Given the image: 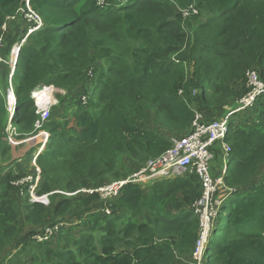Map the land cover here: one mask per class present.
Wrapping results in <instances>:
<instances>
[{"label":"trees","instance_id":"obj_1","mask_svg":"<svg viewBox=\"0 0 264 264\" xmlns=\"http://www.w3.org/2000/svg\"><path fill=\"white\" fill-rule=\"evenodd\" d=\"M25 1L0 0V37L8 17ZM30 3L44 26L27 38L13 75L21 105L13 118L18 138L35 128L38 114L31 96L39 87L70 91L69 107L75 110L65 118L52 117V111L43 126L49 138L36 158L41 170L36 193L48 194L50 203L32 202L27 186L22 194L23 187L13 184L34 167L10 157V69L2 66L0 250H38L16 264H194L201 231L192 209L202 194L197 175L145 186L127 183L109 201L111 213L97 193L82 189L124 177L122 157L143 164L160 156L170 148L172 135L190 129L197 113L205 121L222 114L250 90V69L264 83V0ZM193 4L210 19L189 33L178 10ZM9 24L4 55L27 31L16 26L20 21ZM83 95L89 96L86 105ZM143 122L147 127H141ZM227 142L225 183L235 191L222 206L224 221L209 242L206 264H264V94L253 110L235 116ZM5 161L10 163L3 166ZM72 218L80 222L67 221ZM58 223L67 225L53 240L34 237Z\"/></svg>","mask_w":264,"mask_h":264},{"label":"built area","instance_id":"obj_2","mask_svg":"<svg viewBox=\"0 0 264 264\" xmlns=\"http://www.w3.org/2000/svg\"><path fill=\"white\" fill-rule=\"evenodd\" d=\"M104 3L105 0H99L98 4L101 6ZM186 9L187 8L184 10ZM19 18L25 21L27 31L23 37L12 46L10 50V59L8 61L11 70L9 72V85L7 88L9 121L6 132L10 145L19 144L23 140L18 138L19 132L13 123V118L21 106L15 95L13 75L27 38L44 26L42 16L32 7L30 0H26L24 6L19 8L15 15L8 17V20L12 21ZM8 23L9 22L4 23L2 27L4 33L0 37V81L2 78V64L7 63L3 54V47L4 36L8 31ZM247 86L250 90L237 99L233 109L228 110L222 117L210 121H205L203 115L197 113L187 132L184 134L172 135L170 137L171 146L168 150L158 157L148 159L138 170L127 178L113 181L97 188H84L82 191L88 194L97 193L100 200L104 202L106 206V212L111 213L109 201L117 197L121 189L127 183L132 182L145 186L156 180L169 179L191 173L197 175L202 184V194L192 205V209L199 219L201 231L197 242V250L194 253V259L197 263L198 260L201 262V256L204 254V262L200 264H206L207 258L205 257V253L208 249L211 235L215 230V220L226 198L231 196L234 192V190L228 188L225 183L228 167L214 176L211 172V161L215 157L214 150L219 143L223 146L226 158H229L231 147L227 142V137L232 130L235 116L239 113L252 110L258 97L264 94V83L260 80L258 72L255 69H250L247 72ZM55 91L56 88L52 84L44 85L33 91L31 97L36 107V113L38 114V118L35 121V130L42 132L44 130V124L50 120L52 111L58 104L55 98ZM81 99L83 104L86 105L89 101V96L83 95ZM42 134L44 139L42 140L40 149H36L34 155L35 166L33 173L16 179L13 184L23 187L22 194L25 193L24 186H27V193L32 202H41L48 205L50 203L48 194L37 195L36 193V189L41 180V170L36 164V158L46 147L49 138L47 132H42ZM66 225L65 223H58L54 226H47L34 237L40 242L53 240L60 232V229Z\"/></svg>","mask_w":264,"mask_h":264},{"label":"rangeland","instance_id":"obj_3","mask_svg":"<svg viewBox=\"0 0 264 264\" xmlns=\"http://www.w3.org/2000/svg\"><path fill=\"white\" fill-rule=\"evenodd\" d=\"M249 1H251V0H249ZM255 1H257V0H255ZM178 14H179L178 15L179 21L182 23V26L189 33L195 32L197 27L201 23H207L209 21V19H210L209 18L210 15H207V13L203 12L202 10H200L196 6V4H193L192 6L187 8L186 10L179 9L178 10ZM227 16L228 15L225 14V15H223L221 17V19L225 21ZM223 24H226V22H223ZM4 47H5V45H4ZM68 94H69L68 91H64V90H61L59 88L56 89L55 98L58 101V104L54 108L55 110H53V116L52 117L60 116L62 118H65L67 113L71 114L75 110V108H70L69 107L70 104H71V101H72V96H70L72 93H70L69 96L66 97V99H63V97L67 96ZM238 98L239 97H237V99ZM237 99L235 101H237ZM252 110H253V108H252ZM217 117H215V118H217ZM141 127H147V124L143 122V123H141ZM17 131H18V129H17ZM35 131H38V130H35V128H34L32 133L29 136L25 137V138H27V141H26V148L27 149H26V151L29 148H33L35 150L36 149L39 150L41 145H42V140L44 139L42 132H47V131L46 130H43L42 132L41 131L35 132ZM15 158H17V157H15ZM22 161L23 160H19V162H21V163H22ZM223 162H224V156L223 155H221V156H219V155L217 156L216 155L214 157V159L211 161V172H212V174L214 176L219 174V173H221V169H222L223 164H224ZM9 163H10L9 161H5V162L2 163V165L3 166H7ZM140 165L141 164H137L135 161H133L129 157H122L120 168H121L122 173L125 176L121 177V178H114V179H112L111 182L127 178L135 170H137V168ZM71 197H74V196H71ZM78 199L79 198H75L76 201H79ZM223 221H224V217L223 216L218 217L217 220H216V229H217L216 233H217V235L219 234V232L221 230ZM58 242L60 244L66 243L64 241V239H61ZM22 247H24V245H22ZM11 250H12V247L0 250V263H4V264H16V263H19V262L20 263H24L23 261H25V259H32L33 258L32 256L38 254V250H36V249L35 250L33 249V250L26 251L23 254H16V252L11 251ZM203 262H204V254L201 256V262H199V260H198V263L195 261L194 264H200V263H203Z\"/></svg>","mask_w":264,"mask_h":264},{"label":"crops","instance_id":"obj_4","mask_svg":"<svg viewBox=\"0 0 264 264\" xmlns=\"http://www.w3.org/2000/svg\"><path fill=\"white\" fill-rule=\"evenodd\" d=\"M15 21V22H14ZM17 21H20L21 22V24H18V25H16L17 27H19V29L20 30H22V31H24L25 30V28H26V26H25V23L19 18V19H17V20H12V21H9V26L11 25V23H12V25H11V27L17 22ZM16 33H17V36H19L20 34H21V32L20 31H16ZM6 38H5V42H4V45L6 46ZM8 41V40H7ZM5 48V47H4ZM7 49V48H6ZM4 50V49H3ZM4 53V52H3ZM5 54L6 55H4V57L6 58V61H7V63H5V64H2V65H5V66H7L8 67V69H10L11 70V67H10V64L8 63V61H9V59H10V53H8V51L6 50V52H5ZM68 93H71L70 91L68 92ZM235 105H236V101H234V102H232L231 104H229V105H227L226 107H225V111L222 113V114H217V115H215V117H217V118H220V117H222L228 110H230V109H233L234 107H235ZM248 115V113L247 114H241V117H245V116H247ZM213 118V119H216V118ZM26 141H27V138L25 139H23L19 144H16V145H11V147H10V157L12 158V159H19V160H23L22 162H24V164H30L32 167H34L35 165H34V156H33V158L30 160V158H31V155H32V152H33V148H29L27 151H26ZM215 156L217 155H219V156H221V155H223L224 156V164H223V167H222V169L221 170H223L224 168H227L228 167V159L226 158V156H225V152H224V149H223V146H222V144H217L216 145V148H215ZM15 157H17V158H15ZM30 160V161H29ZM229 168V167H228ZM215 170V169H214ZM68 222H74V224L76 225L78 222H80L79 220H77L76 218H72V219H69V220H67Z\"/></svg>","mask_w":264,"mask_h":264},{"label":"clouds","instance_id":"obj_5","mask_svg":"<svg viewBox=\"0 0 264 264\" xmlns=\"http://www.w3.org/2000/svg\"><path fill=\"white\" fill-rule=\"evenodd\" d=\"M35 152H36V151H35ZM34 155H35V154H34ZM141 165H142V164H141ZM228 167H229V162H228ZM138 169H139V168H138ZM138 169H137V170H138ZM135 171H136V170H135ZM135 171H134V172H135ZM134 172H133V173H134ZM133 173H132V174H133ZM129 176H130V175H129ZM234 191H235V190H234ZM233 194H234V192H233ZM227 198H228V197H227ZM227 198H226V199H227ZM221 211H222V208H221ZM221 211H220L218 217L220 216ZM218 217H217V218H218ZM217 218H216V220H217ZM216 220H215V223H214L215 230H214V232H213L212 235H211L210 241H211V239L213 238V236H214V234H215V231L217 230V229H216ZM208 246H209V245H208Z\"/></svg>","mask_w":264,"mask_h":264}]
</instances>
